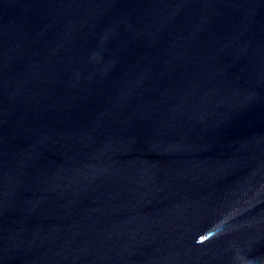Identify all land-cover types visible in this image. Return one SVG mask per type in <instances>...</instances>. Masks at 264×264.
Instances as JSON below:
<instances>
[{"label":"water","instance_id":"1","mask_svg":"<svg viewBox=\"0 0 264 264\" xmlns=\"http://www.w3.org/2000/svg\"><path fill=\"white\" fill-rule=\"evenodd\" d=\"M0 264H264V0H0Z\"/></svg>","mask_w":264,"mask_h":264}]
</instances>
